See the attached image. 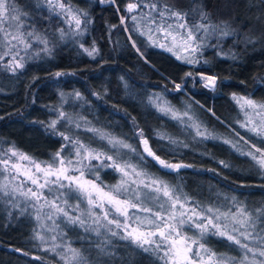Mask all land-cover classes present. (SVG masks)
Here are the masks:
<instances>
[{
	"label": "trees",
	"instance_id": "obj_1",
	"mask_svg": "<svg viewBox=\"0 0 264 264\" xmlns=\"http://www.w3.org/2000/svg\"><path fill=\"white\" fill-rule=\"evenodd\" d=\"M132 2L136 0H115V3L103 4L100 0H66L74 10L87 12L90 23L83 35H69L71 39L60 42L56 37L58 30L68 31V26L59 15L49 11L44 0H16L17 6L27 13L26 25L30 30H38L49 41L51 53L27 61L24 69L16 73L0 68V150L14 147L38 162L51 161L62 145H66L64 154H69L71 145L47 125L57 119L60 104L66 110L68 100H74V110L79 109L91 121L92 128L133 145L136 152L131 153L130 163L178 186L192 202L208 206L212 200H221L220 196L231 201L235 197L236 202L250 212L264 209V178L254 168L251 159L240 154L253 150L252 145L264 149V137L240 128L237 121L242 117L243 123L244 113L242 111L241 114L232 98L235 93L258 104L264 103V0H155L161 9L167 5L172 10L188 14L190 23L200 19L195 9L208 14L207 23L219 24L222 18L231 19L237 35L202 48L195 55L198 62L194 64L177 60L171 52L157 47L158 44H151L147 35L133 30L137 27L133 21L126 23L130 40L120 23V14L127 16L126 6ZM147 12L143 3L134 12L145 32L146 22L141 16ZM152 15L159 23L158 15ZM167 22L174 23L175 18ZM244 37L251 38L252 43L244 42ZM132 41L143 56L132 47ZM159 43H162L160 39ZM93 44L98 49L94 59L84 51V48L91 49ZM228 48L232 49V55H229ZM57 72L66 75L57 77ZM188 72L192 75L186 76ZM201 73L217 77L215 90L203 87L197 77ZM176 84H181L183 91H177ZM75 92H80L83 99L77 100ZM157 95L171 105L188 107L191 117L202 130L230 140L240 151L221 145L223 155H220L202 137L198 141L194 138L188 140L186 147L161 139V135L174 140L192 133L184 123L170 121L169 115L156 110L150 103V97ZM57 130L79 138L93 148L109 152L105 140L85 128L72 131L61 121ZM140 130L157 155L189 167L175 172L160 168L143 152L141 137L137 135ZM221 161L228 167H224ZM114 177L115 174L108 182L102 179L99 182L104 186L113 184ZM89 178L95 179L91 175ZM135 214L143 216V213ZM27 218L23 229L0 219V264H61L52 255L37 249L31 237L34 219L31 216ZM93 242L90 239L87 244L92 247ZM72 245L82 249L84 242L75 241ZM117 245L125 248L113 251ZM207 245L218 253L238 255L228 247L227 241L215 236L207 239ZM109 251L114 252V256L98 257L94 247L84 254L95 264H162L153 255L119 238L112 242Z\"/></svg>",
	"mask_w": 264,
	"mask_h": 264
},
{
	"label": "snow or ice",
	"instance_id": "obj_2",
	"mask_svg": "<svg viewBox=\"0 0 264 264\" xmlns=\"http://www.w3.org/2000/svg\"><path fill=\"white\" fill-rule=\"evenodd\" d=\"M108 2L115 3V0H100V3ZM45 3L50 12L62 16L64 22L68 24V31L58 30L61 40L69 35L73 37L83 35L87 24L90 23L87 12L74 10L66 0H45ZM142 3L143 7L148 9V12L141 16L146 22L147 32L143 30L135 14L131 15V20L137 25L133 30H140L141 35L148 36L151 44H158L175 55L177 60L188 64L198 62L195 55L206 46L210 36L222 39L237 35L236 30L231 29L227 23L221 25L207 23L208 14L201 9L194 10L199 12L200 17L196 23L189 22L188 14L172 10L167 5L161 9L155 0L153 2L136 0L128 3L126 11L132 14ZM153 13L158 15L159 23ZM26 16L27 13L17 6L16 0H0V48L3 49L0 52V62H3L6 56L10 57L0 67L11 73L24 69L26 58H32L27 54L33 43L43 45L40 51L45 54L51 53L49 41L38 32L29 30L30 26L25 23ZM172 18H175V22L168 23L167 21ZM120 23L126 24L124 16L120 17ZM125 31L129 29L125 28ZM160 37H163L164 43H159ZM129 39L131 40V36ZM236 42L239 43L240 40L237 39ZM244 42L252 43V40L244 37ZM132 47L139 52L135 41ZM84 51L93 59L98 54L95 44L91 49L84 48ZM181 51L187 55H181ZM21 52L26 55H21ZM140 54L143 56V53ZM232 58L235 59L236 56L233 55ZM55 75L60 77L66 73L57 72ZM185 75L191 76L192 73L188 72ZM200 81L206 89L215 90L217 86V77L214 75L200 74ZM175 88L180 91L182 85L176 84ZM74 95L77 100L83 99L80 92H75ZM61 96L63 98L64 94L61 93ZM232 98L248 116L247 122L241 123V127L264 137V123L253 121L248 114V110H264V103L258 104L246 96H237L235 93ZM150 102L158 112L169 115L172 119L183 122V118L187 117L192 121L189 127L195 130L197 137L218 139L207 130H202L201 125L194 121L188 112H177L159 95L155 99L150 97ZM256 115L260 116L261 112L256 111ZM83 119L80 117V120ZM61 121L75 123L77 129L81 124L74 121L65 111L58 110L57 119H53L47 125L54 134L61 136L71 145L72 152L68 155L64 154L66 145H62L49 162H38L14 147L7 151L0 150V176L3 177L0 181V203H6L11 209H19L23 215L26 211V208L20 206V198H23L26 207L35 209V219L41 230H34L32 239L40 244L46 243L42 234L45 228L40 224L42 219H46L51 221V227L46 229L49 232H60V224L63 221L72 228L82 229L86 235L89 233H94L97 237L104 235L106 239L100 243L93 242L92 245L98 257L114 256V252L109 251V246H112V238H119L130 242L144 253L153 255L162 264H264V209L250 212L243 204H238L235 197L231 198L233 204L227 210L215 205L201 206L192 202L178 186L170 185L125 160L126 153H121L120 150L136 152V149L124 139L100 129L87 127L86 131L93 132L107 142L112 150L109 154L83 143L79 138L58 131L57 124ZM137 135L141 137L140 143L144 152L160 168L175 172L189 167L161 158L150 148L142 130ZM160 138L176 143L164 135ZM223 142L240 151L230 140ZM251 148L253 150L240 154L248 156L254 168L264 178V149L255 145ZM141 158L143 159V156ZM220 163L228 167L224 161ZM105 168L113 169L120 174L121 178L116 185L108 187L99 182L100 170ZM93 174L95 179L89 178ZM72 194H75L77 199L75 206L69 204ZM82 203H86L87 207L82 208ZM97 209L99 211H96ZM132 210L144 215H136ZM9 216H12L11 211ZM65 236L66 234H63L60 238L63 239ZM212 236L227 241L228 247L238 255L212 250L207 245V239ZM57 239V235L51 236L52 246L45 248L44 251L57 253L63 264H95L81 249L73 247L70 241L57 244ZM15 251L20 252L21 249ZM23 254L28 255L27 252ZM34 259L39 260L40 257Z\"/></svg>",
	"mask_w": 264,
	"mask_h": 264
},
{
	"label": "rangeland",
	"instance_id": "obj_3",
	"mask_svg": "<svg viewBox=\"0 0 264 264\" xmlns=\"http://www.w3.org/2000/svg\"><path fill=\"white\" fill-rule=\"evenodd\" d=\"M45 1V0H44ZM103 4V3H102ZM45 5H47L46 3H45ZM54 14H56V13H54ZM134 13H132V14H127V16H124L125 18H126V23L127 22H132V20H131V15H133ZM136 15V14H135ZM60 16V15H59ZM121 16H123V15H121L120 14V17ZM60 18H61V21H63L64 22V20H63V18H62V16H60ZM65 23V22H64ZM222 23H227L228 24V26L231 28V29H234L233 27H232V21H231V19L229 18V17H225V18H222L221 20H220V22H219V24H216V25H221ZM67 26H68V24L67 23H65ZM213 24V23H212ZM124 25V27L126 28V24H123ZM44 27V26H43ZM46 27V26H45ZM30 30V29H29ZM234 30H236V29H234ZM35 31V30H34ZM177 31H180L179 29H177ZM36 32H38V30H36ZM39 33V32H38ZM126 33H127V35H128V32L126 31ZM237 33V32H236ZM40 34V33H39ZM42 37H44L42 34H40ZM129 36V35H128ZM51 37H53V35L51 34ZM57 39L58 40H60V42L61 41H67L68 39H71V37L70 36H68V37H66L64 40H61L60 39V33H58L57 34ZM160 39V41L162 42V43H164L165 41H164V39H163V37H160L159 38ZM210 41V43H209V41ZM217 40H220V38H218L217 36H210L208 39H207V41H206V46H208V47H211V45H214L215 44V41H217ZM132 43H133V41H132ZM205 46V47H206ZM43 47V45H41V44H38V43H33V47L31 48V49H29V51H28V54L27 55H30V56H32V58L31 59H27L26 58V60H25V63L27 62V61H30V60H34V59H38L39 57H43L44 55H45V53L43 52V51H40V49ZM48 47H49V45H48ZM157 47H159V46H157ZM204 48V47H203ZM137 50V49H136ZM228 50H229V55H232V53H233V51H232V49H229L228 48ZM3 51V49L2 48H0V52H2ZM37 53H38V55H37ZM138 53H140V51L138 52ZM180 54L181 55H185V53H183L182 51L180 52ZM21 55H26L24 52H21ZM10 59V57H5V60L3 61V62H0V65H2L4 62H6V61H8ZM0 68H3V67H0ZM4 69V68H3ZM201 74H203V73H201ZM205 75H208V74H205ZM197 77H198V79H199V81H200V74H198L197 75ZM202 82V81H201ZM203 83V82H202ZM182 91H183V89H181ZM156 97H154V98H152V99H155ZM164 100V99H163ZM166 101V100H165ZM151 103V102H150ZM169 103V102H168ZM75 104L76 103H74V100H68V103L66 104L67 106H68V109H66V110H64L65 108H64V106L62 107L61 106V104L59 105L60 107L57 109V110H63V111H65L66 113H68L72 118H73V120L74 121H77V122H79L80 124H81V127L84 129H86L87 127H91V125H92V123H91V121L90 120H88V119H86L85 117H84V115L80 112V110L78 109H75L74 110V108H75ZM152 104V103H151ZM169 105L172 107V108H174L177 112H179V113H184V112H188V114L191 116L192 115V113H191V111L189 110V108L188 107H184L183 105L181 106V105H179V106H174V105H171L170 103H169ZM238 105V104H237ZM238 107H239V105H238ZM81 109V108H80ZM239 109H240V111H241V114H242V110H241V108L239 107ZM256 111H260L261 112V115L260 116H257L256 115ZM243 113H244V115H243V123H246L247 122V119H248V116H246V114H245V111H243ZM248 114L251 116V118H252V120L253 121H255V122H260V123H264V110H248ZM80 117H83L84 119L83 120H80ZM169 119V118H168ZM170 121H175V122H178V123H184L185 125H187V128L189 129V131H190V133H192L191 135L189 134V135H187V134H183V136L182 137H175L174 138V140L176 141V143L175 144H177V143H180L181 145H185L187 142H188V140H192L193 138L194 139H197V141H198V138L199 137H197L196 136V134H195V130L193 129V128H191V127H189V125L192 123V121H189L188 120V118L187 117H184L183 118V122H181L180 120H175V119H172L171 118V116H170V119H169ZM168 120V121H169ZM85 121L87 122V123H85ZM238 122V125L240 126V128L242 129V127H241V123H242V117H241V119L240 120H238L237 121ZM63 123H64V125L66 126V128H69V129H72V131H74L75 129H77L76 128V126H75V123H73V124H69L67 121H63ZM245 128V127H244ZM248 132H250V134H252V135H255V136H257L255 133H253V132H251V131H249L247 128H245ZM194 134V135H193ZM212 135V134H211ZM212 136H214V137H218V139H212V138H209V139H205L204 140V142L205 141H207V144L208 145H210L212 148H213V150L215 151V152H217L218 154H220V155H223V149H222V146L221 145H226V146H231L230 144H225L223 141L224 140H226L224 137H220V136H218V135H212ZM258 137V136H257ZM105 143H106V148H107V150L109 151V153L111 154V152H112V150H111V148H110V146L107 144V142L105 141ZM232 147V146H231ZM121 151V153H126V155H124V159L125 160H129V158H130V156H131V153L132 152H129L128 150H126V149H122V150H120ZM72 152V148H71V151H70V153ZM69 153V154H70ZM65 155H68V154H65ZM15 159V158H14ZM25 163H27V162H25ZM94 163H98V162H94ZM140 168H142V167H140ZM107 169V170H106ZM142 169H144V168H142ZM108 170H110V171H108ZM145 170V169H144ZM115 174V179H114V183L113 184H105L106 186H108V187H112V186H114V185H116L118 182H119V180H120V174L119 173H117V172H115L113 169H110V168H105V169H101L100 170V179H102L103 181H106V182H108L109 180H111L112 179V177H113V173ZM145 171H147V170H145ZM148 172V171H147ZM91 176H93V177H95V175L93 174V175H91ZM21 179H23V178H21ZM3 180V177L2 176H0V181H2ZM169 183V182H168ZM170 184V183H169ZM171 185V184H170ZM30 186V185H29ZM222 199L221 200H212L211 201V203L209 204V205H215V206H219V207H221L223 210H227V208L228 207H231L232 206V204H233V202L229 199V198H225L224 196H220ZM215 199V198H214ZM76 203H77V199H76V196H75V194H72V198L70 199V201H69V204L71 205V206H75L76 205ZM20 206L22 207V208H26V211L24 212V214L23 215H21V212H20V210L19 209H11V208H9V206L6 204V203H0V219H3L6 223H8L9 225H11V226H13V227H17V228H19V229H23V228H26V226H25V223H26V221L28 220V218L27 217H29V216H31L32 217V219H34V221H33V223H32V226H31V237H33V235H34V230H37V231H40L41 229H40V227H39V225H38V223H37V221H36V219H35V216H36V212H35V209H33V208H31V207H26V205L24 204V202H23V198H20ZM82 208H86L87 207V205H86V203H82ZM9 211H11L12 212V216L10 217L9 216ZM96 211H99L98 209L96 210ZM144 215V214H143ZM40 224H43L44 225V228H45V230H43L42 231V234L45 236V239H46V243L45 244H40L38 241H35L34 239V241H35V243H36V247H37V249L38 250H40L41 252H44V253H46V254H49V255H52L56 260H58L61 264H63V261L62 260H60V257H59V255L57 254V253H54V252H51V251H44V249L45 248H50L51 246H52V240H51V236H53V235H57L58 236V239H57V241H56V243L57 244H60V243H67V242H71V243H73V242H75V241H82V242H84V245H83V247H82V251L83 252H85V251H90V249L92 248L91 247V245L90 244H87V242L88 241H90V239H92L93 241H95V242H97V243H100L101 241H103L104 239H106V237L104 236V235H101L100 237H97L94 233H89V234H85L84 232H83V230L82 229H80V228H72V226H70V225H67L66 223H64L63 221H61V224H60V229H61V231L60 232H49V231H47L46 229L47 228H49V227H51V221H48V220H46V219H42L41 221H40ZM63 234H66V236L63 238V239H61L60 237L63 235ZM189 234H191V232L189 233ZM81 237H84L83 239H81ZM116 240V238H112V242L113 241H115ZM127 246V245H126ZM215 246H218L217 244H215ZM74 247V246H73ZM125 248V246L124 245H122V246H120V245H117L116 247H114L113 248V251H119L120 249H124Z\"/></svg>",
	"mask_w": 264,
	"mask_h": 264
},
{
	"label": "water",
	"instance_id": "obj_4",
	"mask_svg": "<svg viewBox=\"0 0 264 264\" xmlns=\"http://www.w3.org/2000/svg\"><path fill=\"white\" fill-rule=\"evenodd\" d=\"M141 144V143H140ZM141 147H142V150H143V152H144V149H143V145L141 144ZM145 153V152H144ZM145 154H147V153H145Z\"/></svg>",
	"mask_w": 264,
	"mask_h": 264
}]
</instances>
